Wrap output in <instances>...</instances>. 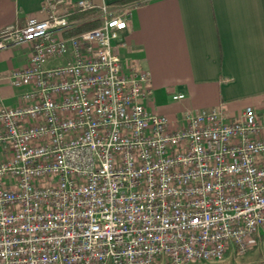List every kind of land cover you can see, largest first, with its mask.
<instances>
[{"label":"built area","instance_id":"2783aa9c","mask_svg":"<svg viewBox=\"0 0 264 264\" xmlns=\"http://www.w3.org/2000/svg\"><path fill=\"white\" fill-rule=\"evenodd\" d=\"M41 11L0 29V49L29 47L9 75L19 102L0 98V264L247 251L264 231V116L213 106L173 125L141 103L148 72L120 56L127 6L42 0Z\"/></svg>","mask_w":264,"mask_h":264},{"label":"crops","instance_id":"0c3cea01","mask_svg":"<svg viewBox=\"0 0 264 264\" xmlns=\"http://www.w3.org/2000/svg\"><path fill=\"white\" fill-rule=\"evenodd\" d=\"M129 9L123 63L148 71L149 111L173 125L182 112L220 106L234 117L244 106L264 113V0H90ZM42 0H0V29L41 19ZM29 47L0 49V98L19 102L24 88L10 72L27 64ZM180 93L182 98L172 100ZM157 261V263H160Z\"/></svg>","mask_w":264,"mask_h":264},{"label":"rangeland","instance_id":"374dc122","mask_svg":"<svg viewBox=\"0 0 264 264\" xmlns=\"http://www.w3.org/2000/svg\"><path fill=\"white\" fill-rule=\"evenodd\" d=\"M135 67L139 70L148 72L138 65ZM148 102L149 99L145 98L141 103H143L144 106H148ZM262 116H264V113ZM260 232L261 235L255 236L249 243L250 246L248 250L241 255L229 254L219 261H198L190 264H264V231L260 229ZM159 260H161V262L157 264H167L163 258H159L158 262Z\"/></svg>","mask_w":264,"mask_h":264},{"label":"trees","instance_id":"16d2710c","mask_svg":"<svg viewBox=\"0 0 264 264\" xmlns=\"http://www.w3.org/2000/svg\"><path fill=\"white\" fill-rule=\"evenodd\" d=\"M80 16V15H79ZM91 24V25H90ZM94 23H91V22H89V23H87L86 24V27H90V26H92Z\"/></svg>","mask_w":264,"mask_h":264}]
</instances>
